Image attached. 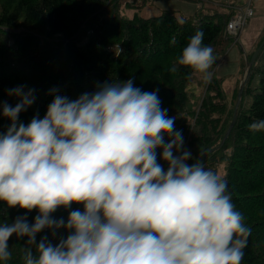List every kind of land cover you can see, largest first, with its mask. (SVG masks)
<instances>
[{
	"label": "clouds",
	"instance_id": "9594fccd",
	"mask_svg": "<svg viewBox=\"0 0 264 264\" xmlns=\"http://www.w3.org/2000/svg\"><path fill=\"white\" fill-rule=\"evenodd\" d=\"M203 37L197 28L168 71L188 66L210 82L215 57ZM5 92L18 102L0 101L9 121L0 131V264L13 234L26 237L23 264H242L251 229L228 180L184 147L159 88L142 90L133 76L75 98L53 87L44 115L27 123L19 114L35 89ZM247 127L264 131V118ZM17 206L28 211L10 221ZM59 208L66 218L53 215ZM45 229L52 239L37 240Z\"/></svg>",
	"mask_w": 264,
	"mask_h": 264
},
{
	"label": "trees",
	"instance_id": "16d2710c",
	"mask_svg": "<svg viewBox=\"0 0 264 264\" xmlns=\"http://www.w3.org/2000/svg\"><path fill=\"white\" fill-rule=\"evenodd\" d=\"M140 1L143 4L148 0ZM117 5V0H0V101L13 106L18 102L17 97L6 94V88L19 84L34 88V104L19 114V119L27 123L37 111L44 115L52 99L48 90L53 87L75 98L93 90L98 82L133 76L134 84L142 90L159 88L161 107L168 108L169 116L177 117L174 125L182 131L187 145L201 147L193 157L200 154L206 166L217 172L220 165L225 166L232 200L251 229L242 264H264V131L253 133L247 127L264 118V46L251 67L234 127L223 145L210 151L220 144L232 121L240 83L230 103L223 79L212 75L208 83L200 80L203 97L189 120L187 103L194 89L192 81L199 86V74L188 66L177 65L174 73L168 68L181 54L188 37L200 28L204 32L202 42L213 48L212 72L230 39L226 26L238 6L194 22L179 18L171 10L126 18L115 11ZM173 38L174 44L170 43ZM255 49L241 64L244 75ZM7 123V118L0 116V131ZM27 211L18 206L9 208L8 219ZM36 214V209L28 213L29 222H34ZM53 215L66 218L67 211L59 208ZM45 233L52 239L45 229L37 234V240ZM25 240L15 234L9 238L12 257L8 264H23Z\"/></svg>",
	"mask_w": 264,
	"mask_h": 264
},
{
	"label": "rangeland",
	"instance_id": "374dc122",
	"mask_svg": "<svg viewBox=\"0 0 264 264\" xmlns=\"http://www.w3.org/2000/svg\"><path fill=\"white\" fill-rule=\"evenodd\" d=\"M247 1L248 0H148L145 3L141 4L140 0H117L118 5L115 7V11H117L118 14L122 17L131 18L136 14L147 17L161 14L164 10H171L179 18L188 17L196 22L199 21L202 17L208 18L210 16H213L215 13H217V11L227 12L229 10L228 5H230L231 3L236 6H240L241 4H246ZM256 1L257 0H252L253 7H255ZM214 2H216L217 5H215ZM255 16L256 10L253 17ZM250 22L251 20L248 21V25L250 24ZM249 30L250 28L249 26H247L245 34H247ZM263 36L264 32L258 38L255 44L256 47ZM243 38L244 36L242 37V39H239L238 43H235L233 39H228L225 42L224 52L219 57L218 65L212 71V74L215 78L224 80L223 89L228 95V101L230 103H232L233 93L237 84L240 83L244 77V72H242L241 64L243 60L246 63L247 54L249 55L253 51V48H243ZM240 46L242 49L240 48ZM114 49L117 52L119 50V45H117ZM258 79L259 76L256 77L255 81L257 82ZM200 80L201 79L198 77L199 86L196 84L195 80L192 81L194 89L192 90L190 99L187 103L189 120L192 116L193 110L198 109L203 97L204 89L200 84ZM175 128H178L177 124H175ZM184 147L189 149L192 152L193 156L194 153L201 150V147L197 145H187V141L185 138ZM227 151L228 150H226V152ZM220 167L221 169L219 170V172L223 175H226L225 166L220 165Z\"/></svg>",
	"mask_w": 264,
	"mask_h": 264
},
{
	"label": "crops",
	"instance_id": "0c3cea01",
	"mask_svg": "<svg viewBox=\"0 0 264 264\" xmlns=\"http://www.w3.org/2000/svg\"><path fill=\"white\" fill-rule=\"evenodd\" d=\"M214 3H215V5H217L216 2H214ZM233 6L235 8H237L233 3H231L230 5H228V7L230 9L228 11H231V8H233ZM240 6H242V4ZM254 8L256 10V16L252 17L250 19L251 22L249 25L247 24V26H249L250 30L247 34H245V30L247 28V26H246L245 30L243 31V33L241 34V37H240V39H242V37L244 36L243 44H242L243 48H247V49L253 48L252 50H254L256 48L255 44H256L258 38L264 32V0H257L255 2ZM240 48H241V46H240Z\"/></svg>",
	"mask_w": 264,
	"mask_h": 264
},
{
	"label": "built area",
	"instance_id": "2783aa9c",
	"mask_svg": "<svg viewBox=\"0 0 264 264\" xmlns=\"http://www.w3.org/2000/svg\"><path fill=\"white\" fill-rule=\"evenodd\" d=\"M255 14L252 0H248L244 6L237 9V12L232 16L227 23L226 30L228 35L234 39L236 43L239 40L241 32L244 30L250 18Z\"/></svg>",
	"mask_w": 264,
	"mask_h": 264
},
{
	"label": "water",
	"instance_id": "95a60500",
	"mask_svg": "<svg viewBox=\"0 0 264 264\" xmlns=\"http://www.w3.org/2000/svg\"><path fill=\"white\" fill-rule=\"evenodd\" d=\"M264 46V38L262 40V42L257 46V48L255 49L254 53L252 54L251 58L249 61H247V67H246V71H245V75L243 77V79L241 80L240 82V85H239V90H238V96H237V100H236V103H235V107H234V114H233V118H232V121L222 139V141L220 142V144L214 148H212L210 151L214 150L215 148H219L223 145V143L225 142V140L227 139L228 135L230 134L232 128L234 127L236 121H237V118H238V107H239V104H240V101H241V98H242V94H243V89H244V86L246 84V81L249 77V74H250V71H251V67L253 66L256 58H257V55L258 53L260 52V50L262 49V47Z\"/></svg>",
	"mask_w": 264,
	"mask_h": 264
}]
</instances>
